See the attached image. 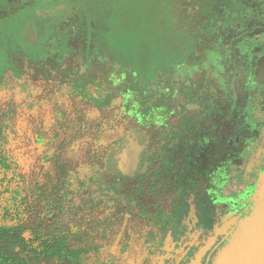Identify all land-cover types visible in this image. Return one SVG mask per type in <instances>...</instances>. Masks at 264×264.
Returning a JSON list of instances; mask_svg holds the SVG:
<instances>
[{"label":"flooded vegetation","instance_id":"flooded-vegetation-1","mask_svg":"<svg viewBox=\"0 0 264 264\" xmlns=\"http://www.w3.org/2000/svg\"><path fill=\"white\" fill-rule=\"evenodd\" d=\"M81 1L75 2L74 13L49 18L53 28L63 29L45 39V52L53 51V58L20 45L4 46L0 90L7 79L17 83L24 77L26 59L33 78L37 60L45 63L43 72L68 74L74 70L61 68L63 63L90 61L88 74L101 72L104 82L108 76L111 85L131 94L132 107H120L117 113L112 107L109 117L123 113L118 118L125 119L129 113L133 124L138 123L136 114L149 123L163 117L174 137L167 145L149 139L146 150L154 159L146 169L127 175L111 172L102 161L97 173L85 175L83 189L69 186L83 196L84 205L76 217L82 218L83 235L72 246L76 264H214L219 251L264 204V0H163L181 38L170 42L174 53L166 56L164 66L144 74L122 48L93 36L104 23H97L95 8ZM71 46L78 57L65 51ZM114 92L102 93L100 102L113 106ZM18 108L12 96L0 104V155L12 168L0 179V206L4 201L18 206L17 217L28 225L33 190L46 197L44 209L51 190L53 202L47 208L58 215L59 162L44 171L36 159L31 169H24L22 144L34 157L41 135L34 122L35 129H22ZM197 128L201 131L194 139ZM113 177L117 181L110 184ZM7 218L0 212V225Z\"/></svg>","mask_w":264,"mask_h":264},{"label":"crops","instance_id":"crops-1","mask_svg":"<svg viewBox=\"0 0 264 264\" xmlns=\"http://www.w3.org/2000/svg\"><path fill=\"white\" fill-rule=\"evenodd\" d=\"M37 61L32 63L39 64L34 78V72L26 59L22 67L24 77L17 83L7 79V85L0 90V101L12 96L18 104L16 115L20 118L17 123L21 124L22 129L30 130L34 122L41 135L40 141L35 144L38 153L34 157L30 156L28 148L22 144L21 150L27 164L24 169H31L36 159H39L37 164L44 171L58 162L60 171V167L65 164L68 166V186H77L79 179L85 180V175L97 173L102 163L111 172L119 170L122 174L132 175L140 167L148 168L154 159L152 153L146 150L151 137L153 140H162L163 145L173 139L174 135L170 134L163 117L149 123L142 119L141 114H136L139 115L136 124L140 125L133 124L129 113L125 119H119L123 113L109 117L112 107L115 113L121 111L120 107H132L131 94L113 84L108 86L101 72L88 74L86 70L89 69L90 61L78 59L70 64L63 63L61 68L74 70L70 74L62 70L56 73L43 72L45 63ZM6 72V75H10L12 69L8 68ZM110 90L115 92L111 97L113 100L109 102L113 106L109 108L108 103L102 104L99 98L102 93ZM224 127L225 124H219V128ZM181 129L186 131L187 126L182 125ZM199 131L197 128L194 139H198ZM28 136L25 137L27 142H33ZM122 141L124 148L120 149ZM47 146L50 148L45 152Z\"/></svg>","mask_w":264,"mask_h":264},{"label":"rangeland","instance_id":"rangeland-1","mask_svg":"<svg viewBox=\"0 0 264 264\" xmlns=\"http://www.w3.org/2000/svg\"><path fill=\"white\" fill-rule=\"evenodd\" d=\"M76 1L0 0V54H3L6 45L10 47L20 45L23 49H36L42 57L43 53L52 57L53 51L45 52L43 47L45 39L54 34L55 29L57 32L63 29L53 28L49 18L57 19L64 11L74 13ZM83 1H81L82 6H92L95 12L97 10L104 12L100 16L101 21L104 22L102 36L108 38L117 48H122L121 51L126 58L136 59L133 63L138 67L139 72L144 74L150 67L164 66L169 59L166 56L174 53L171 52L173 48L170 42L173 45L172 42L180 40L181 34L172 29L174 25L171 26V20L163 9V6H166L163 0ZM65 51L69 55L78 57L77 49H73L72 46L67 47ZM25 64L24 62L23 65ZM65 68L69 69V67ZM5 103V99L0 101L1 106Z\"/></svg>","mask_w":264,"mask_h":264},{"label":"trees","instance_id":"trees-1","mask_svg":"<svg viewBox=\"0 0 264 264\" xmlns=\"http://www.w3.org/2000/svg\"><path fill=\"white\" fill-rule=\"evenodd\" d=\"M93 13L96 14V22L103 24L104 22L100 19L102 13L100 11ZM91 33L97 39L102 36L100 30ZM110 43L116 47L113 42L110 41ZM105 82L111 86L106 77ZM1 149L2 138L0 135V152ZM10 169L12 168L8 160L0 155V179ZM67 170L68 166L64 164L58 173L57 216L52 214L51 208H47L51 207L53 202L51 190L47 197L46 209L41 205V200L46 197L36 196L35 190L32 191L31 201L27 205L28 225L17 217L18 206L8 207L5 201L2 203L0 212L8 218L7 222L0 225V264H46V262H51L50 264H76L75 259L78 256L72 253V246L75 244V238H80L83 235L82 218L79 222L80 219H76V217L84 209V205L83 196L70 190L71 188L67 184L69 178ZM114 177L109 181L110 184L116 183L117 179ZM83 183L84 180L79 179L78 184L80 186L77 187L83 189ZM53 226L56 227L54 231Z\"/></svg>","mask_w":264,"mask_h":264},{"label":"water","instance_id":"water-1","mask_svg":"<svg viewBox=\"0 0 264 264\" xmlns=\"http://www.w3.org/2000/svg\"><path fill=\"white\" fill-rule=\"evenodd\" d=\"M214 264H264V204L219 251Z\"/></svg>","mask_w":264,"mask_h":264}]
</instances>
